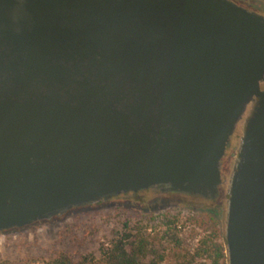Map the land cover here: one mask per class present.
<instances>
[{"label":"water","instance_id":"obj_1","mask_svg":"<svg viewBox=\"0 0 264 264\" xmlns=\"http://www.w3.org/2000/svg\"><path fill=\"white\" fill-rule=\"evenodd\" d=\"M221 186L226 264H264L262 14L0 0V232L150 188L214 202Z\"/></svg>","mask_w":264,"mask_h":264},{"label":"rangeland","instance_id":"obj_2","mask_svg":"<svg viewBox=\"0 0 264 264\" xmlns=\"http://www.w3.org/2000/svg\"><path fill=\"white\" fill-rule=\"evenodd\" d=\"M232 1L264 16V0ZM230 138V156L220 162V173L224 176L232 162L237 134ZM224 198L222 186L214 202L167 195L157 190L121 194L73 208L49 220L1 231L0 257L41 261L54 251H61L76 261L80 255L96 257L101 247L109 248L115 238L126 232L132 233L134 229L141 231L147 239L159 232L156 235L159 238L160 222L174 217L175 222L169 225V229L176 237L169 240L168 236L157 247L163 250L162 260H157L156 254L149 258L152 264H174L176 254L190 253L198 238L209 234L212 229L215 240L223 242L224 248ZM69 229L70 233L67 232ZM174 240L179 242V247L175 246Z\"/></svg>","mask_w":264,"mask_h":264},{"label":"trees","instance_id":"obj_3","mask_svg":"<svg viewBox=\"0 0 264 264\" xmlns=\"http://www.w3.org/2000/svg\"><path fill=\"white\" fill-rule=\"evenodd\" d=\"M176 218L165 219L160 222L162 228L161 235L156 238L154 236L147 239L139 230H133L132 233L126 232L115 238L109 248H100L96 257L80 255L76 261L61 251L49 253L46 260L27 259V258H9L0 257V264H152L150 257L156 254L157 260L163 258V250L158 249L160 241L175 238L169 229V225L175 222ZM204 223V222H203ZM154 231V228H153ZM71 232V229L67 230ZM213 229L209 234H205L198 238L196 245L188 254L183 253L174 259V264H224V248L223 242L218 243L215 240ZM175 246L179 247V242L174 240ZM186 257H188L186 259Z\"/></svg>","mask_w":264,"mask_h":264},{"label":"flooded vegetation","instance_id":"obj_4","mask_svg":"<svg viewBox=\"0 0 264 264\" xmlns=\"http://www.w3.org/2000/svg\"><path fill=\"white\" fill-rule=\"evenodd\" d=\"M230 149H231V146H230V142H229V144L226 145V147L224 148L223 155H222V157L220 159V162L230 156L228 154ZM148 190H157V191H159L158 189H154V188H150V189H146V190H142V191H148ZM139 192H141V191H139Z\"/></svg>","mask_w":264,"mask_h":264}]
</instances>
